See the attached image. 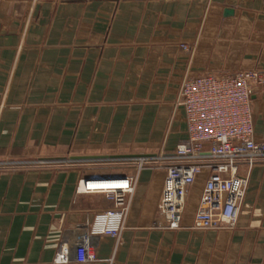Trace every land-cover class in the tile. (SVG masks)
Instances as JSON below:
<instances>
[{"label": "crops", "instance_id": "0c3cea01", "mask_svg": "<svg viewBox=\"0 0 264 264\" xmlns=\"http://www.w3.org/2000/svg\"><path fill=\"white\" fill-rule=\"evenodd\" d=\"M249 70L264 80V0H0V161L55 162L0 171V264H55L60 247L72 257L85 224L113 206L79 182L124 176L136 179L125 229L118 241L93 236L96 261L85 264H264V162L234 229L192 228L201 175L181 228L159 230L166 169L138 170L133 158L186 140L185 76ZM254 92L264 143V83ZM122 162L131 169L104 168Z\"/></svg>", "mask_w": 264, "mask_h": 264}, {"label": "built area", "instance_id": "2783aa9c", "mask_svg": "<svg viewBox=\"0 0 264 264\" xmlns=\"http://www.w3.org/2000/svg\"><path fill=\"white\" fill-rule=\"evenodd\" d=\"M184 53L193 48L182 44ZM264 83L262 74L241 71L232 76L211 74L190 77L181 82L177 105L184 112L187 138L172 154L138 160V170L148 165H163L166 175L153 229L179 230L189 189L205 176L193 227L197 230H232L235 228L249 179L256 164L264 162V143L254 139L252 96ZM53 161L38 160L32 165L18 161H0V171L46 167ZM246 169L240 173V169ZM117 182L116 186H89L90 182ZM134 177H106L81 180L77 192H99L113 203L95 214L85 224L72 257L60 247L55 264L95 262L91 246L93 236L119 240L125 229Z\"/></svg>", "mask_w": 264, "mask_h": 264}, {"label": "rangeland", "instance_id": "374dc122", "mask_svg": "<svg viewBox=\"0 0 264 264\" xmlns=\"http://www.w3.org/2000/svg\"><path fill=\"white\" fill-rule=\"evenodd\" d=\"M124 153H131L130 151H123ZM38 160L37 159H24V160H18V162H22V164L24 163L25 165H32L34 163H36ZM54 164V163H52ZM62 165L66 166V167H69L70 165H74V163H72L70 160H66V161H63L61 163ZM132 165L130 163H125V162H122V164H111V165H108V164H105L104 165V168H109V169H112L114 168V170H120L122 172H127L131 169Z\"/></svg>", "mask_w": 264, "mask_h": 264}, {"label": "bare ground", "instance_id": "6f19581e", "mask_svg": "<svg viewBox=\"0 0 264 264\" xmlns=\"http://www.w3.org/2000/svg\"><path fill=\"white\" fill-rule=\"evenodd\" d=\"M118 184L119 183L117 182L104 181V182H90L89 186L111 187V186H116Z\"/></svg>", "mask_w": 264, "mask_h": 264}, {"label": "water", "instance_id": "95a60500", "mask_svg": "<svg viewBox=\"0 0 264 264\" xmlns=\"http://www.w3.org/2000/svg\"><path fill=\"white\" fill-rule=\"evenodd\" d=\"M133 158H147V157H145V156H135V157H133ZM74 159H76V160H82V159H85V158H79V157H75ZM44 161H51V160H44Z\"/></svg>", "mask_w": 264, "mask_h": 264}]
</instances>
